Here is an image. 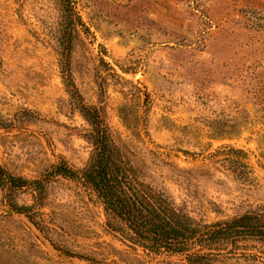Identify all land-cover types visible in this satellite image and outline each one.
I'll return each instance as SVG.
<instances>
[{"label":"rangeland","instance_id":"rangeland-1","mask_svg":"<svg viewBox=\"0 0 264 264\" xmlns=\"http://www.w3.org/2000/svg\"><path fill=\"white\" fill-rule=\"evenodd\" d=\"M71 2L64 60L58 0H0V165L28 180L62 159L81 169L80 106H96L142 178L195 220L264 210V0ZM43 188L37 203L30 186L0 189V208L29 205L37 224L0 211V264H186L127 247L81 184Z\"/></svg>","mask_w":264,"mask_h":264},{"label":"trees","instance_id":"trees-1","mask_svg":"<svg viewBox=\"0 0 264 264\" xmlns=\"http://www.w3.org/2000/svg\"><path fill=\"white\" fill-rule=\"evenodd\" d=\"M58 1L60 29L65 36V46L59 53L66 60L71 29H76L79 17L71 0ZM80 112L90 127L83 137L91 146L81 169L62 159L51 165L45 179L28 180L0 165V189L13 193L30 186L37 203L42 200L43 181L61 176L81 184L95 198L104 215V227L134 251L140 249L155 256L182 255L186 264H210L229 254L264 260L263 209L213 223L195 220L142 178V165L114 140L101 108L83 105ZM30 207L14 209L27 215ZM27 216L37 226L32 215Z\"/></svg>","mask_w":264,"mask_h":264},{"label":"water","instance_id":"water-1","mask_svg":"<svg viewBox=\"0 0 264 264\" xmlns=\"http://www.w3.org/2000/svg\"><path fill=\"white\" fill-rule=\"evenodd\" d=\"M0 211L4 212V213H7V214H11V215H15V216H18L20 218H23V219H26L29 223H31L34 227H37L34 222H32L29 217L25 214H23L22 212H19L13 208H7V207H1L0 208ZM165 255H162L160 256V258H164Z\"/></svg>","mask_w":264,"mask_h":264}]
</instances>
